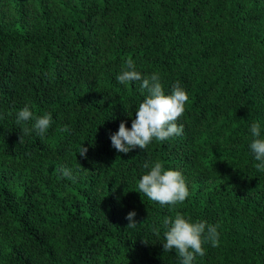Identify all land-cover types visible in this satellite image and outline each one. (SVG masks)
I'll return each mask as SVG.
<instances>
[{"label":"trees","instance_id":"trees-1","mask_svg":"<svg viewBox=\"0 0 264 264\" xmlns=\"http://www.w3.org/2000/svg\"><path fill=\"white\" fill-rule=\"evenodd\" d=\"M129 58L189 100L182 135L125 154L110 135L147 95L116 80ZM25 106L53 123L20 143ZM253 122L264 138V0H0V264H180L163 248L177 213L219 226L193 264H264ZM157 160L185 177L182 204L138 192Z\"/></svg>","mask_w":264,"mask_h":264},{"label":"clouds","instance_id":"clouds-1","mask_svg":"<svg viewBox=\"0 0 264 264\" xmlns=\"http://www.w3.org/2000/svg\"><path fill=\"white\" fill-rule=\"evenodd\" d=\"M121 85L131 82H139L141 94L147 93L142 103L139 104L136 118L132 122L131 130L126 127V122H121L119 131L110 135L112 147L121 153H129L137 147L144 150L156 140L166 141L172 137L183 134L182 124H177L178 119L185 112V105L189 96L179 82L173 85L171 94H166L161 83L159 73L142 75L136 70L133 59L126 61L124 69L116 76ZM35 121L31 128L27 122ZM53 123L51 113L42 116H34L29 107L25 106L16 113V124L22 125L20 143L24 137L31 135L33 131L41 138H44ZM68 132L65 125L58 129ZM252 141L249 145L258 162L254 167L264 172V138L261 137V126L253 122L250 126ZM87 149L82 146L80 156L86 157ZM143 167L150 169L147 174L142 175L138 182V192L146 195L150 200L160 205L176 206L182 204L189 196L186 179L180 171L166 170L164 164L157 160L145 162ZM58 171L67 179H73L71 170L61 166ZM137 213L130 212L126 219L129 221L128 228H136L135 220ZM162 226L166 229L163 233L165 252L175 250L180 258V264H193L196 256L203 257L205 249L203 245L210 243L212 247H218L220 234L218 225L209 224L206 221H195L186 218L183 214L177 213L175 217H165ZM159 234V227L155 228Z\"/></svg>","mask_w":264,"mask_h":264}]
</instances>
